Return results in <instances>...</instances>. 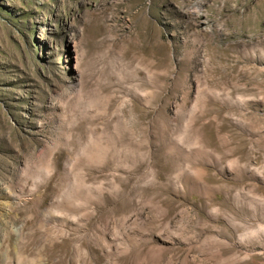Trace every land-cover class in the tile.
I'll list each match as a JSON object with an SVG mask.
<instances>
[{
	"label": "rangeland",
	"instance_id": "1",
	"mask_svg": "<svg viewBox=\"0 0 264 264\" xmlns=\"http://www.w3.org/2000/svg\"><path fill=\"white\" fill-rule=\"evenodd\" d=\"M0 264H264V0H0Z\"/></svg>",
	"mask_w": 264,
	"mask_h": 264
}]
</instances>
